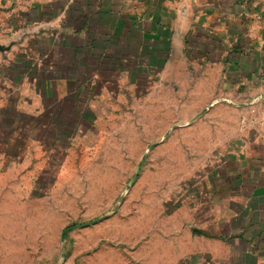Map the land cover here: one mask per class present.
<instances>
[{
    "label": "crops",
    "instance_id": "1",
    "mask_svg": "<svg viewBox=\"0 0 264 264\" xmlns=\"http://www.w3.org/2000/svg\"><path fill=\"white\" fill-rule=\"evenodd\" d=\"M0 46L9 171L42 146L66 150L155 79L212 71L241 128L195 192L176 264H264V0H0Z\"/></svg>",
    "mask_w": 264,
    "mask_h": 264
},
{
    "label": "rangeland",
    "instance_id": "2",
    "mask_svg": "<svg viewBox=\"0 0 264 264\" xmlns=\"http://www.w3.org/2000/svg\"><path fill=\"white\" fill-rule=\"evenodd\" d=\"M211 73L155 79L66 150L10 171L0 156V264H176L195 192L241 128Z\"/></svg>",
    "mask_w": 264,
    "mask_h": 264
},
{
    "label": "built area",
    "instance_id": "3",
    "mask_svg": "<svg viewBox=\"0 0 264 264\" xmlns=\"http://www.w3.org/2000/svg\"><path fill=\"white\" fill-rule=\"evenodd\" d=\"M242 123H244L243 120ZM261 123L264 124V107L261 109Z\"/></svg>",
    "mask_w": 264,
    "mask_h": 264
},
{
    "label": "water",
    "instance_id": "4",
    "mask_svg": "<svg viewBox=\"0 0 264 264\" xmlns=\"http://www.w3.org/2000/svg\"><path fill=\"white\" fill-rule=\"evenodd\" d=\"M0 50H4V48L2 46H0Z\"/></svg>",
    "mask_w": 264,
    "mask_h": 264
}]
</instances>
